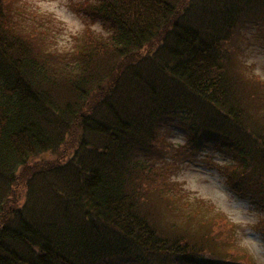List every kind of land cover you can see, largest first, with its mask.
Returning <instances> with one entry per match:
<instances>
[{"label": "trees", "instance_id": "obj_1", "mask_svg": "<svg viewBox=\"0 0 264 264\" xmlns=\"http://www.w3.org/2000/svg\"><path fill=\"white\" fill-rule=\"evenodd\" d=\"M17 1L0 0V264H253L226 215L180 207L139 155L180 117L184 150L213 135L240 156L228 174L264 179V80L229 56L264 0L73 2L85 30L62 52Z\"/></svg>", "mask_w": 264, "mask_h": 264}, {"label": "rangeland", "instance_id": "obj_2", "mask_svg": "<svg viewBox=\"0 0 264 264\" xmlns=\"http://www.w3.org/2000/svg\"><path fill=\"white\" fill-rule=\"evenodd\" d=\"M80 1L18 0L16 5L25 18L34 19V23L47 28L50 49L62 52L72 49L76 37L85 30L81 17L71 8L73 2ZM260 19L262 22L258 24L250 16L240 25L232 39L229 56L245 75L264 80V17ZM92 29L97 35H106L100 23L92 25ZM260 111L264 115L263 104ZM165 121L161 129L164 136L162 147L141 153V161L155 165L160 172L169 173L167 181L172 185L171 193L183 209L187 201L197 203L196 200L201 199L214 205L216 212L226 215L235 224L236 245L250 253L253 264H264V179L261 173L241 177L238 167L237 173L228 174L230 165L240 166L241 159L235 149L223 142L216 144L215 137L210 135L204 144L186 151L188 125L180 117ZM172 148L177 150L175 154ZM249 178L255 180L250 182ZM184 228L185 231L191 229L190 226ZM107 264L137 263L129 258L114 257Z\"/></svg>", "mask_w": 264, "mask_h": 264}]
</instances>
